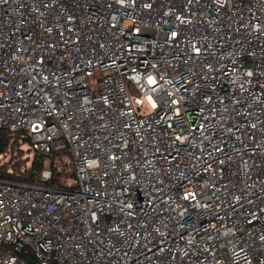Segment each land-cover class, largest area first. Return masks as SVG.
<instances>
[{"label":"built area","instance_id":"2783aa9c","mask_svg":"<svg viewBox=\"0 0 264 264\" xmlns=\"http://www.w3.org/2000/svg\"><path fill=\"white\" fill-rule=\"evenodd\" d=\"M0 130V264H264V0H0Z\"/></svg>","mask_w":264,"mask_h":264},{"label":"trees","instance_id":"16d2710c","mask_svg":"<svg viewBox=\"0 0 264 264\" xmlns=\"http://www.w3.org/2000/svg\"><path fill=\"white\" fill-rule=\"evenodd\" d=\"M26 141L20 142L19 135H11L5 130H0V178L12 179L22 182L34 183L40 181V174L49 161L58 155L68 154L67 151L53 156H42L29 158L23 147ZM64 170V169H63ZM54 170V178L48 182L50 185H58L64 171Z\"/></svg>","mask_w":264,"mask_h":264},{"label":"rangeland","instance_id":"374dc122","mask_svg":"<svg viewBox=\"0 0 264 264\" xmlns=\"http://www.w3.org/2000/svg\"><path fill=\"white\" fill-rule=\"evenodd\" d=\"M25 148L27 149L28 147H27V146H25ZM25 156H26V154H25ZM26 157H27V156H26ZM69 181H70V182H69V184H71V185H72V184H73V182H74V180H72V179H70Z\"/></svg>","mask_w":264,"mask_h":264}]
</instances>
